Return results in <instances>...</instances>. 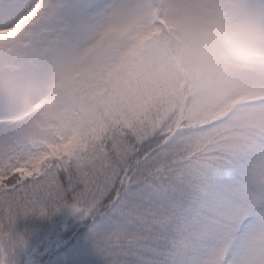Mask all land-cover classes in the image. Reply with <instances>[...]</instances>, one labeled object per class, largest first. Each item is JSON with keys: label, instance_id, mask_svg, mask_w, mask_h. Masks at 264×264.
I'll return each mask as SVG.
<instances>
[{"label": "rangeland", "instance_id": "374dc122", "mask_svg": "<svg viewBox=\"0 0 264 264\" xmlns=\"http://www.w3.org/2000/svg\"><path fill=\"white\" fill-rule=\"evenodd\" d=\"M67 1L0 5L16 8L0 13V144L58 155L113 135H164L158 146L193 182L243 161L250 200L264 199V0ZM66 20L58 45L54 34L35 33L42 22L55 31ZM97 34L108 41L94 53ZM84 54L89 68L79 63ZM72 71L79 82L69 91ZM80 228L79 214L65 207L19 218L15 231L33 264H102L91 248L72 254L79 240L71 245L68 234ZM262 258L264 221L242 259Z\"/></svg>", "mask_w": 264, "mask_h": 264}, {"label": "snow or ice", "instance_id": "6c2138e0", "mask_svg": "<svg viewBox=\"0 0 264 264\" xmlns=\"http://www.w3.org/2000/svg\"><path fill=\"white\" fill-rule=\"evenodd\" d=\"M158 144L113 135L58 155L0 144V264H33L27 241L9 235L19 218L65 207L83 221L77 257L91 248L102 264H249L242 258L264 221V199L250 200L245 163L217 165L193 182Z\"/></svg>", "mask_w": 264, "mask_h": 264}, {"label": "trees", "instance_id": "16d2710c", "mask_svg": "<svg viewBox=\"0 0 264 264\" xmlns=\"http://www.w3.org/2000/svg\"><path fill=\"white\" fill-rule=\"evenodd\" d=\"M65 2H67L68 3V1L67 0H65ZM99 5H101V4H99ZM98 6V5H97ZM97 35H99V34H97ZM93 43H95L96 44V46L99 48V51L101 50V48H102V45H106L107 44V42L105 43V44H101V36H99L96 40H94V42ZM94 44V45H95ZM162 129H164L163 127L162 128H160L159 130H162ZM180 132H182V131H180ZM163 136L164 135H162V136H160V135H156L155 136V138H154V140L153 141H161V139L163 138ZM82 231H83V228L81 229H79L76 233H75V230H72V232H70L69 234H68V237H70L71 239H70V243H71V245H77V243H75V240H80V234L82 233ZM68 246H70V244H68ZM59 252H60V250H59ZM59 252H58V255H59Z\"/></svg>", "mask_w": 264, "mask_h": 264}, {"label": "clouds", "instance_id": "9594fccd", "mask_svg": "<svg viewBox=\"0 0 264 264\" xmlns=\"http://www.w3.org/2000/svg\"><path fill=\"white\" fill-rule=\"evenodd\" d=\"M10 237L16 241H19L21 238L25 239V237L19 233V232H16L15 229L9 234ZM6 239L4 238H0V243H5L6 244Z\"/></svg>", "mask_w": 264, "mask_h": 264}]
</instances>
